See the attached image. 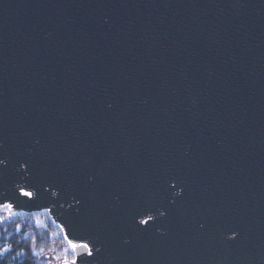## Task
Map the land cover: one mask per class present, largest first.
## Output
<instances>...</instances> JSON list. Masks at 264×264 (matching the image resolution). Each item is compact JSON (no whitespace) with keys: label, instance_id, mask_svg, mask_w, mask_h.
<instances>
[{"label":"water","instance_id":"obj_1","mask_svg":"<svg viewBox=\"0 0 264 264\" xmlns=\"http://www.w3.org/2000/svg\"><path fill=\"white\" fill-rule=\"evenodd\" d=\"M0 161L87 264H264V0H0Z\"/></svg>","mask_w":264,"mask_h":264},{"label":"trees","instance_id":"obj_2","mask_svg":"<svg viewBox=\"0 0 264 264\" xmlns=\"http://www.w3.org/2000/svg\"><path fill=\"white\" fill-rule=\"evenodd\" d=\"M64 238L48 212L22 214L0 223V264H38L33 244L47 248Z\"/></svg>","mask_w":264,"mask_h":264},{"label":"rangeland","instance_id":"obj_3","mask_svg":"<svg viewBox=\"0 0 264 264\" xmlns=\"http://www.w3.org/2000/svg\"><path fill=\"white\" fill-rule=\"evenodd\" d=\"M40 251L37 257L38 264H64L65 262H71L75 258L73 248L68 241L64 238L52 242L47 248L38 247ZM47 257H49L47 259Z\"/></svg>","mask_w":264,"mask_h":264},{"label":"snow or ice","instance_id":"obj_4","mask_svg":"<svg viewBox=\"0 0 264 264\" xmlns=\"http://www.w3.org/2000/svg\"><path fill=\"white\" fill-rule=\"evenodd\" d=\"M3 161H0V164H2ZM35 193L33 191H26L24 190V188H20V196L27 198L28 200H33L35 198ZM53 196L57 195L56 192L52 193ZM4 207H11V205H4ZM147 218H141L139 220V224L140 225H144L147 226L150 221L153 219L151 214H146ZM161 215V213H160ZM73 250L79 248V249H83V259L81 260H73L72 264H87L88 262V257H92L94 255V250L91 248L89 243H82V244H73L72 245ZM95 251H98V249H95Z\"/></svg>","mask_w":264,"mask_h":264},{"label":"flooded vegetation","instance_id":"obj_5","mask_svg":"<svg viewBox=\"0 0 264 264\" xmlns=\"http://www.w3.org/2000/svg\"><path fill=\"white\" fill-rule=\"evenodd\" d=\"M41 213V212H40ZM22 214L25 215H32V214H36V213H32V214H26V213H15L12 208H5V207H0V223H3L5 220L11 221L13 220L15 217L20 216ZM62 231V230H61ZM39 247V245L37 246V243L33 244V252L34 255L36 257L39 256L40 251L37 250V248ZM72 247V246H71ZM75 253V258L74 260H76V250H74ZM49 257H47L48 259ZM65 263H69L72 264L71 262H65Z\"/></svg>","mask_w":264,"mask_h":264},{"label":"clouds","instance_id":"obj_6","mask_svg":"<svg viewBox=\"0 0 264 264\" xmlns=\"http://www.w3.org/2000/svg\"><path fill=\"white\" fill-rule=\"evenodd\" d=\"M180 193H179V191L178 192H176V193H174V195H179ZM164 215V213L163 212H161V216H163ZM234 236H235V234H233V235H231V236H229L228 238L229 239H232V238H234Z\"/></svg>","mask_w":264,"mask_h":264}]
</instances>
